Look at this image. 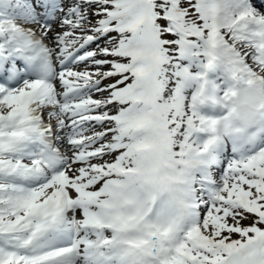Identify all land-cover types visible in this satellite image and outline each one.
<instances>
[{"label": "snow or ice", "instance_id": "snow-or-ice-1", "mask_svg": "<svg viewBox=\"0 0 264 264\" xmlns=\"http://www.w3.org/2000/svg\"><path fill=\"white\" fill-rule=\"evenodd\" d=\"M0 264H264V0H0Z\"/></svg>", "mask_w": 264, "mask_h": 264}]
</instances>
